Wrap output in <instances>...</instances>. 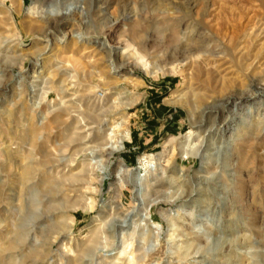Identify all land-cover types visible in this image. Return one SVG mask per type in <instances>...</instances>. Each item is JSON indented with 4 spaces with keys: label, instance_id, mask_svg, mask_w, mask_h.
<instances>
[{
    "label": "rangeland",
    "instance_id": "374dc122",
    "mask_svg": "<svg viewBox=\"0 0 264 264\" xmlns=\"http://www.w3.org/2000/svg\"><path fill=\"white\" fill-rule=\"evenodd\" d=\"M30 2L0 0V264H264V0Z\"/></svg>",
    "mask_w": 264,
    "mask_h": 264
},
{
    "label": "bare ground",
    "instance_id": "6f19581e",
    "mask_svg": "<svg viewBox=\"0 0 264 264\" xmlns=\"http://www.w3.org/2000/svg\"><path fill=\"white\" fill-rule=\"evenodd\" d=\"M36 0H31V2H30V6L28 7V15H31V16H34V15H36L37 16V14H38V11L37 10H35L34 9V6H33V4H34V2H35ZM72 9H74V7H72V6H69V7H67L66 9H64L63 11H60V12H56V13H52L51 12V14H54V15H57V18H56V20L54 21V22H52V21H49V22H46V23H48V25H52V27H54V28H60L62 25H64V24H67V22H62V20L64 19V18H66V14L68 13V12H70V10H72ZM48 13V12H47ZM49 16V15H48ZM54 17V16H53ZM52 20V19H51ZM45 27V26H44ZM46 28V27H45ZM258 28V27H257ZM48 29V28H47ZM259 29V28H258ZM261 29H263V27L261 28ZM61 30V29H60ZM57 31V30H56ZM245 33V32H244ZM264 34V33H263ZM259 35V34H257L256 36H258V38H257V40H260L261 39V37L262 36H264V35ZM53 36V35H52ZM243 37V36H242ZM241 37V38H242ZM239 38V37H238ZM235 40V39H234ZM243 40V39H242ZM248 40V39H247ZM253 40V39H252ZM47 41H49V39H47ZM244 41V40H243ZM249 41V40H248ZM254 41L256 42V39H255V37H254ZM63 42H65V39L63 40ZM242 42V41H241ZM257 42H259V41H257ZM248 44V43H247ZM251 45V44H250ZM261 45V44H260ZM259 45V47L257 48V47H255V53L256 54H258L259 55V59H261L262 61H264V44L263 45H261L260 46ZM255 46H258V44L256 43V45ZM232 47H234L233 45H232ZM74 47H67V49H66V52L67 53H70L69 54V56H74V53L75 54H77L80 50L78 49V50H74L73 49ZM231 49H233V48H231ZM246 46H245V44H243L242 43V45L240 44V46H238V48L237 49H235V52L234 53H237L239 56H241V55H243L245 52H246ZM253 49V48H252ZM82 50H85V49H82ZM232 52V51H231ZM250 53V52H249ZM201 54V53H200ZM202 56L199 58V60L197 61V68L195 69V71H194V73H201V72H203V71H205V74L206 73H209L210 72V70L211 71H213V72H215L216 73V76H217V79L218 80H221L222 81V83H224L225 81H228V80H230V78H232V76H233V73H231V71H225L224 73L222 72V71H224V70H221L220 69V66H219V64H218V60H217V57L216 56H214L213 54H201ZM234 55V54H233ZM237 55V56H238ZM253 55H254V53H253ZM77 57V56H76ZM255 58V57H254ZM38 59V58H37ZM77 60V59H76ZM75 60V61H76ZM220 61V60H219ZM184 63V62H183ZM222 63V62H221ZM258 63V62H257ZM264 63V62H263ZM186 65L188 66L187 67V70H189V71H192V69H193V67H194V60L193 59H189L187 62H186ZM125 68L129 71V72H134V70H136V69H138V68H140V70L141 69H146V67L145 68H141V67H138V65H137V62H131L130 64H127V65H125ZM184 73V72H183ZM200 75V74H199ZM208 76V75H207ZM235 76H236V74H235ZM238 76V75H237ZM234 77V76H233ZM204 78H205V76H204ZM209 81V80H208ZM232 81V80H231ZM191 82H193V81H191ZM227 83V82H226ZM229 83V82H228ZM227 86V85H226ZM195 94V93H194ZM38 104V103H37ZM240 122H244V119L243 118H241L240 119Z\"/></svg>",
    "mask_w": 264,
    "mask_h": 264
}]
</instances>
